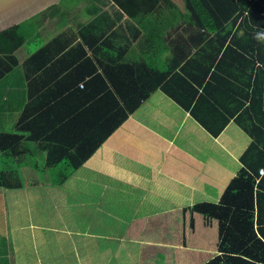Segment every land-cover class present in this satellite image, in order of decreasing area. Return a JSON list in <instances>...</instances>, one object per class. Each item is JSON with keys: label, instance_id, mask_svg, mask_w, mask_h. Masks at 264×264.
Wrapping results in <instances>:
<instances>
[{"label": "trees", "instance_id": "16d2710c", "mask_svg": "<svg viewBox=\"0 0 264 264\" xmlns=\"http://www.w3.org/2000/svg\"><path fill=\"white\" fill-rule=\"evenodd\" d=\"M183 4L182 10L170 0H60L27 19L36 24L31 31L38 32L46 18L63 28L79 6L89 18L61 29L22 63L16 50L28 38L23 21L1 31L0 80L22 72L27 99L18 132H0V154H29L34 169L65 164L55 173L60 182L160 90L211 136L234 122L249 142L218 202L128 225L126 237L142 241L138 264H264V0ZM167 12L172 22L166 26L187 23L213 36L188 58L173 55L164 69L124 57L123 14L143 29L139 44L151 39L156 48ZM21 184L16 169L0 170L1 186Z\"/></svg>", "mask_w": 264, "mask_h": 264}, {"label": "crops", "instance_id": "0c3cea01", "mask_svg": "<svg viewBox=\"0 0 264 264\" xmlns=\"http://www.w3.org/2000/svg\"><path fill=\"white\" fill-rule=\"evenodd\" d=\"M170 1L183 10V0ZM76 14L64 27L76 28L82 21ZM163 19L161 41L153 48L151 39L139 44L143 29L123 14L124 57L143 62L154 58V67L164 69L173 55L188 58L213 36L187 23L166 26L172 19ZM56 21L46 18L38 33L50 34V39L64 28ZM16 55L22 63L29 54L22 45ZM26 99L22 72L0 80V132H18L16 121ZM232 125L213 137L188 111L155 90L60 182L51 169L31 167L29 154L9 155L17 159L16 167L7 162L6 168L16 169L22 184L0 185V264H138L142 241L126 237L133 220L219 201L218 182L231 171L237 173L235 153L224 138ZM201 154L206 156L202 160Z\"/></svg>", "mask_w": 264, "mask_h": 264}, {"label": "rangeland", "instance_id": "374dc122", "mask_svg": "<svg viewBox=\"0 0 264 264\" xmlns=\"http://www.w3.org/2000/svg\"><path fill=\"white\" fill-rule=\"evenodd\" d=\"M111 7L109 6V4L105 7V9H110ZM77 11V14L79 17L78 19L82 20V21H87V19L89 18L88 16H86L85 12H83V8H81V10L78 8L77 10H74L73 13ZM75 16V15H74ZM22 29L23 31H25L28 34V38L25 40V43L23 44V50L24 52L31 54L33 52H35L40 46H42L49 38L50 34H42V33H38L35 31H31L32 28L36 27L31 20H24L22 22ZM186 29V27L183 28V30ZM175 36V35H174ZM21 52V51H20ZM164 61V60H162ZM146 62H151L149 63L151 66H155L156 65V60L154 58H150L148 60H146ZM20 74L19 71H15L11 76H15ZM226 139V142H229L231 149L233 150V153H235V160H236V168H235V172H237V170L240 167V163H239V156L240 154L243 152V150L245 149V147L247 146L248 142H249V136L244 133L237 125H232L231 126V132L226 134V137H224ZM29 144V143H27ZM30 144H33L30 142ZM30 149H31V145H30ZM32 150V149H31ZM211 152H215L216 150L214 149H210ZM10 154L7 153H2L0 154V169L5 170V169H9L6 168V165H8V163L11 165L12 168L16 167V162L17 159L15 160V157H11L9 156ZM35 158L40 160V164H43V156H40V154H38L37 152L35 153ZM206 156L204 154H201L200 159H204ZM223 158V156H221ZM7 159L6 164L4 163V161ZM8 162V163H7ZM231 165L233 164L232 162V158L230 160ZM18 165V163H17ZM58 167H54L51 168L52 171H54V175L55 173H57L58 171H61L63 169V167L65 168V164H60L57 165ZM232 167V166H231ZM228 176H226L224 179H222L220 182H218V186L217 188L220 189L221 193L227 188L229 181H231V179L234 177V172L232 173V171L230 173H227ZM219 197V196H218Z\"/></svg>", "mask_w": 264, "mask_h": 264}, {"label": "water", "instance_id": "95a60500", "mask_svg": "<svg viewBox=\"0 0 264 264\" xmlns=\"http://www.w3.org/2000/svg\"><path fill=\"white\" fill-rule=\"evenodd\" d=\"M60 0H0V32L16 25Z\"/></svg>", "mask_w": 264, "mask_h": 264}, {"label": "built area", "instance_id": "2783aa9c", "mask_svg": "<svg viewBox=\"0 0 264 264\" xmlns=\"http://www.w3.org/2000/svg\"><path fill=\"white\" fill-rule=\"evenodd\" d=\"M80 87H82V84H79ZM264 173V168H260L259 170V174H263Z\"/></svg>", "mask_w": 264, "mask_h": 264}, {"label": "clouds", "instance_id": "9594fccd", "mask_svg": "<svg viewBox=\"0 0 264 264\" xmlns=\"http://www.w3.org/2000/svg\"><path fill=\"white\" fill-rule=\"evenodd\" d=\"M261 175V174H260Z\"/></svg>", "mask_w": 264, "mask_h": 264}]
</instances>
